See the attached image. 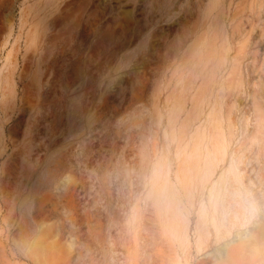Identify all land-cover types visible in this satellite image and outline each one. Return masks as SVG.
<instances>
[{"label":"rangeland","instance_id":"rangeland-1","mask_svg":"<svg viewBox=\"0 0 264 264\" xmlns=\"http://www.w3.org/2000/svg\"><path fill=\"white\" fill-rule=\"evenodd\" d=\"M207 2L0 0V264H264L217 257L264 223V0ZM197 130L213 167L180 190Z\"/></svg>","mask_w":264,"mask_h":264},{"label":"bare ground","instance_id":"bare-ground-1","mask_svg":"<svg viewBox=\"0 0 264 264\" xmlns=\"http://www.w3.org/2000/svg\"><path fill=\"white\" fill-rule=\"evenodd\" d=\"M221 5V0H208L204 7V19H207L209 14L212 12V10L218 8V6ZM42 2H41V10H42ZM41 29V35L44 31V19L41 16V25L38 27V23L33 25V31L32 34H30V44H34L38 40L39 31ZM213 55H214V47L210 46V48L207 47L205 44V41H201L198 45H196L191 51L189 52V58L187 61H184V68L185 70L182 72L184 74L183 78H189L191 71L193 72L196 70L197 72H206L211 73L213 69L207 68L212 64L213 66ZM191 58H197V62L202 63V66L198 67L197 69H194L192 66V59ZM189 70V71H188ZM188 71V73H186ZM190 79H188L189 81ZM34 83V81H33ZM35 84V83H34ZM178 138L181 137L180 143H184V136H185V128L184 126H180L178 130ZM202 136V131L199 132L196 131L195 139H194V145L192 147V154L191 157L188 158V162L184 163V166L181 170L178 171L176 176H179L186 180L187 185H182L180 187V190H188L190 188V183L197 174L200 172L199 166L204 164V167L207 170H210L211 167H213L211 161L206 157L205 160H201L202 154L201 150L199 148L201 147L202 143L200 142V138ZM183 137V138H182ZM187 145V142L184 146ZM217 156V153H215ZM162 181V185L160 187H152V192L155 196L156 203L158 205L159 210L162 211L165 220L167 223L165 224V228L169 232V234H172L173 236H177L184 228V223L182 221L183 218V209L179 208V205L181 204L180 197L178 195V192L173 189V187L167 183V177L164 176ZM206 217L201 218L199 224H205ZM43 236V232L41 233V237ZM236 249H241L243 251H250L252 254H256L260 251L264 252V223L261 225V227L258 230H255L251 235L244 238L243 241H239L235 245H232L230 248H221L218 251L217 257L220 258H228L232 252Z\"/></svg>","mask_w":264,"mask_h":264},{"label":"snow or ice","instance_id":"snow-or-ice-1","mask_svg":"<svg viewBox=\"0 0 264 264\" xmlns=\"http://www.w3.org/2000/svg\"><path fill=\"white\" fill-rule=\"evenodd\" d=\"M123 2L127 3V0H123ZM139 2H142V0H139Z\"/></svg>","mask_w":264,"mask_h":264}]
</instances>
